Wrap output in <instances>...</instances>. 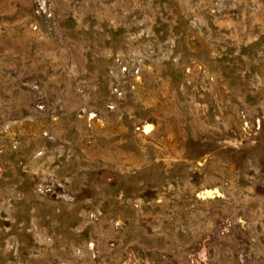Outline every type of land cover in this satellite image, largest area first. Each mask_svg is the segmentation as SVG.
<instances>
[{
  "label": "rangeland",
  "instance_id": "1",
  "mask_svg": "<svg viewBox=\"0 0 264 264\" xmlns=\"http://www.w3.org/2000/svg\"><path fill=\"white\" fill-rule=\"evenodd\" d=\"M0 264H264V0H0Z\"/></svg>",
  "mask_w": 264,
  "mask_h": 264
}]
</instances>
